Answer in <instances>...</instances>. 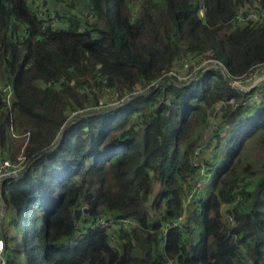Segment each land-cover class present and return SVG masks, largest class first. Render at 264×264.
Here are the masks:
<instances>
[{"label":"trees","instance_id":"16d2710c","mask_svg":"<svg viewBox=\"0 0 264 264\" xmlns=\"http://www.w3.org/2000/svg\"><path fill=\"white\" fill-rule=\"evenodd\" d=\"M84 1L47 0L67 24L43 30L0 0V150L24 164L1 183L4 264H264V81L198 67L264 65V20L235 21L255 0ZM209 136L220 166L187 202Z\"/></svg>","mask_w":264,"mask_h":264},{"label":"built area","instance_id":"2783aa9c","mask_svg":"<svg viewBox=\"0 0 264 264\" xmlns=\"http://www.w3.org/2000/svg\"><path fill=\"white\" fill-rule=\"evenodd\" d=\"M33 1V8H34V13L38 19V21L40 22L41 25V29L46 30V29H59L61 27H66V21L62 20L59 18L58 14L47 8V0H31ZM82 12L84 13V15L86 16V18H91L92 12L82 9ZM204 13V10L201 9V14ZM87 18V19H88ZM264 20V8L261 4V2L259 0H255L253 2V4L243 10H240L236 13L235 15V21L238 25L242 26L244 24H246L248 21H261ZM187 61L183 62V69L187 70ZM204 65L203 70L208 69V68H219L223 71L224 75L227 77L229 84L232 87H236L239 89H242L238 86L234 85V82L236 81L233 77H228L226 74V70L223 67L222 63L216 60H208L205 61L204 64L200 63L198 65L202 66ZM169 75H175L176 72L175 71H170ZM184 78V77H183ZM254 84H252L251 86H253ZM5 89L1 88L0 92H3ZM242 90H248V89H242ZM255 93H252L249 96V101H253L255 100L258 96L259 93L254 91ZM4 100L5 103L7 105H10L9 102V93L8 91L6 92V94L4 95ZM218 107V105L216 106V108ZM214 110L211 111L210 113V119H209V126L208 129L213 131L216 129L215 126V114H214ZM208 140H212L213 142L215 141V138H213L212 136H209L207 138ZM205 145L202 144L201 146H199L197 148V158H196V165L198 166V172H199V178L197 179L196 183L193 185V187L191 188V190L189 191V193L187 194V202L191 201V200H197L200 197L201 194V187L208 181H210L212 179V173L209 170L205 169V166L203 165V163L201 162V160L199 159L198 155L203 151V147ZM24 169V164L21 163V161L15 162L13 160H11L7 154H5L3 151L0 150V191H1V183L7 179V178H11V177H17L19 176L22 171ZM5 203L2 199L1 196V192H0V264H4L5 263V259H4V255H3V251H4V240L3 237L1 236V232H2V219L1 216L4 215L5 213ZM182 218L183 216H178V218L176 220L170 221V222H165L163 224V226L161 227V234H162V238L165 237L167 230L169 228H173V227H177L181 230H185V228L182 226ZM229 219L231 220L232 217L229 215ZM232 222V220H231ZM112 221L105 219L101 216L96 217L93 221H91V224L95 225V226H99V227H106L109 224H111ZM115 224H123V225H130L132 224V221L130 219H119L117 221H115ZM235 236H233L234 238ZM169 264H174L172 260H169Z\"/></svg>","mask_w":264,"mask_h":264},{"label":"rangeland","instance_id":"374dc122","mask_svg":"<svg viewBox=\"0 0 264 264\" xmlns=\"http://www.w3.org/2000/svg\"><path fill=\"white\" fill-rule=\"evenodd\" d=\"M84 4H86L84 0H77V2H76V5H80L81 6V5H84ZM57 5H59V4H54V7H56ZM50 6L53 7L52 4H50ZM132 9L133 10L135 9L134 5H132ZM208 60H213V59H206V61H208ZM263 66L264 65L258 66L256 68V71L250 76L243 77V78L234 77V79L236 80L234 82V85L238 86V87H240L242 89H248L249 91L254 89L255 87L259 86L264 81V67ZM252 84H254V85L251 86ZM253 93H255V92H253ZM207 122L209 123L208 118H207ZM208 130H209L208 128H207V131L205 130L204 138L208 135ZM213 144L214 143H213L212 140L206 139V143L204 144L205 146L203 148V151L200 153V155H198L199 159H200V156H202V158H204L206 155L211 153L210 150H212ZM205 147H206L207 151H206ZM219 166H220V163L216 164L213 167V169H212L213 178H214V174L218 170ZM5 210H6V207H5ZM189 210H190V208H189ZM4 216H6V211H5L4 215L1 216V218L2 217L4 218ZM6 218L9 219V216L6 217ZM2 221H3V219H2Z\"/></svg>","mask_w":264,"mask_h":264}]
</instances>
